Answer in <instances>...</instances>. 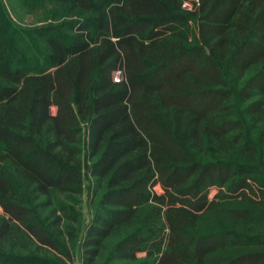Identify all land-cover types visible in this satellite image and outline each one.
Listing matches in <instances>:
<instances>
[{
	"label": "trees",
	"instance_id": "1",
	"mask_svg": "<svg viewBox=\"0 0 264 264\" xmlns=\"http://www.w3.org/2000/svg\"><path fill=\"white\" fill-rule=\"evenodd\" d=\"M52 1L82 18L36 32L40 66L0 44V264L70 259L77 213L41 223L22 192L47 205L85 175L80 264L111 235L100 264H264V0Z\"/></svg>",
	"mask_w": 264,
	"mask_h": 264
},
{
	"label": "rangeland",
	"instance_id": "2",
	"mask_svg": "<svg viewBox=\"0 0 264 264\" xmlns=\"http://www.w3.org/2000/svg\"><path fill=\"white\" fill-rule=\"evenodd\" d=\"M95 5L102 8L103 0H93ZM183 7L189 9L187 2H183ZM77 13L68 14L65 12V6L52 0H0V44L5 47L15 49L17 55L23 56V59L15 60L14 63L19 66H25L30 70H34L42 63L41 57L43 53L42 42L36 38V32L44 27H55L56 33L61 37H67L72 34V30L68 29L69 22L81 19ZM242 106L238 102H234L233 109L237 116L243 121V138L246 141H252L254 138L255 122L251 118L241 113ZM53 110V108H52ZM83 140V137H82ZM83 149V145H79ZM157 190V188H155ZM217 191V187L210 186L207 197H211ZM25 198V204L31 209V212L37 216L41 223L47 224L52 219L48 216V212L54 208V204L59 203L67 207V211H74L78 215L80 224V233L78 241L73 249H69L70 259L61 256L56 250L46 248L42 251H34L35 256L46 255L52 258L56 255L63 264H80L81 247L79 238L86 224L90 221L93 208L96 203V195L93 193L92 178L85 175L82 180V186L79 193H59L51 192L49 197L50 204H43L44 196H37L28 190L22 192ZM1 214V209H0ZM116 236L111 235L103 242V248L100 255L95 259L93 264H100L109 248L115 241ZM31 249L32 247L29 246ZM143 252L137 254L140 258Z\"/></svg>",
	"mask_w": 264,
	"mask_h": 264
}]
</instances>
